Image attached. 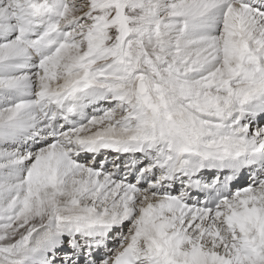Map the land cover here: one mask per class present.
I'll list each match as a JSON object with an SVG mask.
<instances>
[{
    "label": "snow or ice",
    "instance_id": "obj_1",
    "mask_svg": "<svg viewBox=\"0 0 264 264\" xmlns=\"http://www.w3.org/2000/svg\"><path fill=\"white\" fill-rule=\"evenodd\" d=\"M0 264H264V0H0Z\"/></svg>",
    "mask_w": 264,
    "mask_h": 264
}]
</instances>
